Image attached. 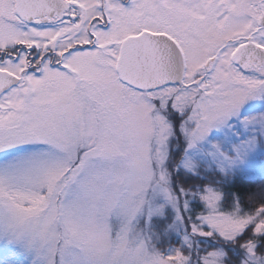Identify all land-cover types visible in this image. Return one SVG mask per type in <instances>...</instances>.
Masks as SVG:
<instances>
[{
    "label": "snow or ice",
    "instance_id": "6c2138e0",
    "mask_svg": "<svg viewBox=\"0 0 264 264\" xmlns=\"http://www.w3.org/2000/svg\"><path fill=\"white\" fill-rule=\"evenodd\" d=\"M0 264H264V0H0Z\"/></svg>",
    "mask_w": 264,
    "mask_h": 264
},
{
    "label": "rangeland",
    "instance_id": "374dc122",
    "mask_svg": "<svg viewBox=\"0 0 264 264\" xmlns=\"http://www.w3.org/2000/svg\"><path fill=\"white\" fill-rule=\"evenodd\" d=\"M2 253H3V249L2 247H0V255H2Z\"/></svg>",
    "mask_w": 264,
    "mask_h": 264
}]
</instances>
